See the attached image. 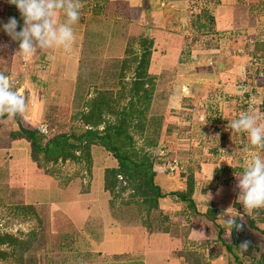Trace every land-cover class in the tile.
I'll use <instances>...</instances> for the list:
<instances>
[{
    "label": "rangeland",
    "instance_id": "1",
    "mask_svg": "<svg viewBox=\"0 0 264 264\" xmlns=\"http://www.w3.org/2000/svg\"><path fill=\"white\" fill-rule=\"evenodd\" d=\"M220 1L139 0L137 7L124 10L127 17L124 22L126 32L138 34L144 24L148 28L142 31L143 36L158 35V39L166 38L169 43V46L152 45L154 50L151 58L152 54L154 59L157 58V66L153 64L149 70L162 73L161 78H155L156 91L151 103V111L161 114L162 117L156 144L144 145L142 136L137 134L134 135V143L137 147L142 146L147 154L160 162V171L156 174L155 181L163 191L183 188L186 176L181 172L186 174L191 171L196 175V188L192 194L196 206L205 209L220 201L223 210L216 212L215 221L226 232H232V229L221 223L224 211L227 209L234 215L239 212L243 219L237 220L246 226L255 242L260 245V250H264V224L251 227L247 222L249 219L255 221L259 213L256 210L245 213L242 204L237 201L236 192L239 190L236 189L238 191L233 195L223 189L219 191L223 185L213 182L210 166L204 169V163L210 158L205 152L221 129L231 139H235L238 147L231 151L242 157V171L248 163L245 160L251 159L250 153L261 152L248 143L247 135L243 140L238 134L232 133L228 129V123L243 112L252 111L260 115L263 112L260 108L262 101L259 102V98L256 100L255 94H251V97L244 96V92L250 94L252 90H256L264 97V0L223 2L224 5L231 4V8L235 5L246 8L248 17L253 21V26H256L253 32L248 33L245 27H233L229 32L224 29L223 33L217 31L219 35L214 38L208 33L200 34L193 30L190 22L196 18V13L201 12L203 6L210 10L214 30L213 14L217 5L222 2ZM124 14L122 13V17ZM156 16L158 19L154 24L152 18ZM165 31H168L167 35H162ZM95 43L100 47V40ZM132 47L137 49L136 41L132 43ZM114 55L115 52H109L104 57L102 52L96 56L97 81L94 82L95 86L93 83L89 85L85 98L93 94L94 87L100 88V81L106 77L100 75L114 70L111 65H104V59H113L114 57H110ZM123 57L124 53L121 59ZM127 64L128 67L123 69V77L120 79L128 83L134 63ZM11 80L15 85L17 76H13ZM114 80L105 84L115 93L119 83L116 78ZM211 80L216 82L211 83ZM227 81H232L233 86L230 87ZM20 92L26 98L28 108L32 102L31 93L24 88ZM71 92L69 83L60 82L53 87L51 85L44 92L41 106L45 102L55 103V110L49 113L55 112L60 120L67 121L72 107ZM39 100L40 98L36 99L37 102ZM42 108L43 112L45 106ZM42 112L38 122L30 125L28 121L27 125L41 128L45 132L46 123L43 122ZM27 118L38 119L36 116L32 117L28 109L20 116L22 124L26 123ZM261 122L264 123V120ZM11 128H17L16 124L4 123L0 126V231L23 240L28 237L29 232L33 231V234L22 254V261H16L19 257L13 255L1 258L0 264H159L161 258L169 257L168 251H174L171 253L174 258L176 255L185 256L182 252L185 246L178 247L172 238L182 239L186 234L183 226L191 221L193 227L198 228L203 236L208 234V237L213 236L211 241H217V227L213 222L202 217L198 210L189 218L184 216L180 213L181 205L168 195L159 199L158 209L154 213L159 218L165 217L160 228L167 227V232H148L145 227L148 219L136 201L139 200L138 197L129 195V187L115 196L113 194H116L117 189L113 194L103 189L104 168L115 166V160L99 146L91 147L89 165L84 161L58 160L56 163L47 162L36 167L29 158L27 143L9 136ZM229 144L230 141L227 146ZM229 160L235 161L234 156ZM222 162L225 163V160ZM198 167H201L200 170ZM228 181L235 190L236 177ZM202 188H205L204 193ZM28 203L45 205L40 209L36 207L35 213L21 208L14 209V206ZM152 222L155 224L152 227H156L155 219ZM63 234L72 235L62 239ZM227 236L228 233L222 238L227 239ZM206 245L209 244L205 241L200 243L202 254L207 255L205 259L200 258L201 264H208L215 258V264H221L222 255L225 253L217 255L220 253L217 245ZM0 248L10 249L5 245ZM44 251L47 253L46 257ZM247 253L259 259L262 252L247 249ZM29 258L35 259V262H29ZM188 262L192 264L190 260ZM225 264H241V261L236 263L228 257Z\"/></svg>",
    "mask_w": 264,
    "mask_h": 264
},
{
    "label": "trees",
    "instance_id": "2",
    "mask_svg": "<svg viewBox=\"0 0 264 264\" xmlns=\"http://www.w3.org/2000/svg\"><path fill=\"white\" fill-rule=\"evenodd\" d=\"M108 2V0H81L83 7L80 13H85L87 16L86 25L88 27H86L84 33L89 41L85 40L84 35L78 59V73L75 81L71 83L72 107L68 114V120L72 123H68V120H60V116L55 112L49 113V111L55 110V103L45 102V108L42 112L43 122L46 123L45 132L38 127L28 126L27 123L22 124L20 116H17L13 118L17 128L10 130L9 136L11 139H21L27 143L29 158L35 163L36 167H41L42 163H56L58 160L84 161L89 165L91 147L99 146L115 160V166L104 168L103 189L112 194L117 189L116 194H113L115 196L126 187H129L131 190L129 195L138 197L139 200L136 201L141 205V211L148 219L145 224L147 231L166 233L167 227L160 228L161 221L165 217L163 219L162 217L159 218V215H154L158 209L159 199L165 195L170 196L181 205L180 213L189 218L197 213L196 203L192 198L196 182L195 175L191 171L189 173L185 172L186 174L181 172L182 175L186 176L185 186L181 189L164 192L155 181V176L160 171V162L155 161L152 156L147 154L142 146L137 147L134 143V135L137 134L142 136L144 145H154L160 132L161 114L151 111L152 97L156 91L155 78L157 77L155 73L149 70L153 51L152 38L143 36L142 33L127 35L124 29L121 31L122 33H118V29L114 30L113 28V33H116L115 48L124 40L125 45L122 52L124 57L121 59V57L117 58L114 55L110 57H114V60L104 59V65H111L114 70L106 72L108 74L100 75V77L106 75V80L104 78L100 81V88L94 87L93 94L85 98L89 91V85L93 83V86H95L94 82L97 81L96 76L98 73L96 72L95 62L96 56L100 55V47L96 46L95 42L104 39V36L100 37V34L90 33L89 29L93 27L98 29L97 27L102 25V20L106 21L104 17L106 11L104 9ZM200 11L196 13V18L190 22L191 27L200 34L208 33L216 38V35L219 34L212 28L213 17L210 10L207 6H203ZM105 26L107 28L109 25L106 24ZM134 41L138 44L137 49L132 47ZM215 43L214 41V47ZM206 47L209 48L207 45ZM128 62L134 63V65L132 75L127 83L120 78L123 77V69L128 67ZM40 65L46 67L47 63L42 62ZM115 78L119 83V88L114 93L112 88L106 86L105 82ZM260 108L264 111V99L260 104ZM165 129L167 131L168 126ZM221 130L213 138V144L208 146L205 154L210 155V158L207 159L213 160L215 163L211 175L213 182L224 185L230 178H235L236 175L243 173L240 167L244 164L241 163L242 160L239 158L237 160L236 154L232 153V145L227 146L224 143L228 140L235 144V139H231L228 133ZM227 151H230V153L227 154ZM232 155L234 158L236 157V161L229 160ZM201 159L203 160V158ZM222 160H225V163ZM200 168L198 167L199 170ZM122 181L124 184L121 185ZM204 192L205 188H202V193ZM43 205L45 204H20L14 206V209L19 208L20 210L21 208L30 213H35V208L40 209ZM216 212L217 210L208 205L203 216L217 227V237L220 239V234L223 232H221L222 227L215 221L217 219ZM153 219L156 221V227H152L155 226V224H152ZM259 220V222L264 221V216H260ZM191 222L183 226L184 233L188 232L192 225ZM248 222V225L255 227L252 219H249ZM32 234L33 231L29 232L28 237L23 240L10 233L0 231V246L5 245L10 248L9 250L0 248V259L17 255L19 259L16 261H22V254L28 247ZM70 235L63 234L61 236L64 239L65 236L68 238ZM205 240L207 241V236ZM221 240L224 241L223 245L227 258L229 257L231 261L240 263L239 254L243 257L249 256L247 252H242L243 250L234 243L231 231H228L227 239L224 237ZM46 256L47 253L44 251V257ZM29 259L31 263L35 262V259ZM198 260L201 263V260ZM256 260L257 262L249 258L247 264H264V253Z\"/></svg>",
    "mask_w": 264,
    "mask_h": 264
},
{
    "label": "crops",
    "instance_id": "3",
    "mask_svg": "<svg viewBox=\"0 0 264 264\" xmlns=\"http://www.w3.org/2000/svg\"><path fill=\"white\" fill-rule=\"evenodd\" d=\"M108 1L109 2L106 5V8L104 9L106 11V15L104 16L106 18V21L102 20V25L100 27H97L98 29H95V27H93V28H90L89 30H90V33H93L94 35L100 34V37L104 36L103 37L104 39L100 40V55L103 52V56L107 57L106 53H109V52L114 53L115 52L116 57L118 58V57L122 56V52H123V48H124L125 44H124V40H123L118 44V47L115 48L114 44H115V39H116V36H115L116 33H113L114 32L113 28H114V30L118 29V31H117L118 33H122L121 31H123V29L126 31L124 22L127 21V17L124 14V10L125 9L129 10L131 8L137 7L139 0H108ZM221 1H220L221 3L219 5H217V7H216V12L213 14L214 15V25H215L214 30L223 33L222 29L228 30V32H229V30L233 27H235V28L245 27L246 30L248 31V33H250L256 29L255 28L256 26H253V24H252L253 21H251L250 18L248 17L246 8H244L243 6H240V5H235L231 8V4L228 5V3H227L224 5L223 2H225V0H221ZM244 12H245V14H244ZM122 13L124 14V17H122ZM10 17H15L17 19V21H18V29L17 30H20V27L23 26V19L20 15L18 9L15 7V5L9 4L8 0H0V72H3L5 75L9 76L10 79H12L13 76H17V80H15L16 84L14 85V88L19 90V91L21 88H24L31 93L30 98L32 99L33 103L30 102L29 107L27 109L29 110V112L32 113V117H34V118H35V116L38 117V119L35 118L34 120H30L28 118L25 119L26 123H28V121H29V124L31 125L32 123H35L36 121L38 122L40 120V114H41L42 109H43L42 108L43 105L41 106V101L43 100L42 97H45L44 92L46 90L48 91L50 89V86L52 85V87H53V85L56 83L64 82V83L71 84L75 81L76 75L78 73L79 53H80V50L82 48V40L84 39V35H85V40L88 39V38L86 39V34L84 33L86 27H88L86 25V17L87 16L85 13H80L79 21L75 25H73L74 34H75V43L73 44L72 50L70 53H65L62 49H50V50L41 52V53L33 56L27 62L18 53H16V51L18 49V42L11 40V38L3 31L2 25L4 23H6ZM59 18L61 20H63L62 13L60 14ZM157 19H158L157 16H156V18H152V20H154V22H153L154 24H155ZM223 19H224V21L222 22ZM106 24L109 25L107 28L105 26ZM147 28H148V26L143 24L142 31L147 30ZM142 31H140L139 33H143ZM167 32L168 31H165L163 34L162 33H159V34H162V35L166 34L167 35ZM126 33H127V35H137L134 33H128V32H126ZM169 33L172 36L174 35L171 32H169ZM226 33H227V31H226ZM157 36L153 37L150 35L147 37L152 38L154 46H157V44H159L161 46H163V45L169 46V43L166 42L167 41L166 38L158 39ZM4 45H6V47H4ZM156 59L153 58V54H152L150 68L153 64L157 66V60ZM42 62L47 63L46 67L42 68V65H40ZM262 68L264 69V66ZM155 74H156L157 78L158 77L161 78L162 73L158 72ZM231 78L232 77H229V79H231ZM160 81H162V79H160ZM213 81H215V80H211V83H214ZM227 82L230 84L229 85L230 87L233 86L232 81H227ZM251 94H253V95L255 94V96H256L255 98H256V100H258V98H259V102H261L264 99V97H262V95H261V92H259V91L256 92V90H252L250 94H247V92H244V96L249 95L251 97ZM35 96H38V97H35ZM37 98H40L39 102L36 101ZM34 99H35V101H34ZM33 105H34V107H32ZM21 122L23 123L22 120H21ZM4 123H9V125L15 124L13 118H8L7 116H5L3 119H0V126ZM11 130H12V128H11ZM228 142L229 141L226 140L224 143L227 145ZM230 143L231 144H229V145H232L233 148L237 146V145H235L236 142H235V144L232 142H230ZM260 155L264 156V151H261ZM237 157L241 160V157L239 155H237ZM238 158H237V160H238ZM234 159L236 161V157ZM214 164L215 163L213 160H208L205 163L204 169L205 168L207 169L208 166H210V171H211L210 175H212ZM195 178H196V175H195ZM230 180H231V178H230ZM222 189H223V191L227 192L228 194L232 193V195L235 193V191H238V190H236L237 188H235V190L232 188V184L229 181H227L226 184L223 185V188L220 187L218 190L222 191ZM164 192H167V191H164ZM237 193L238 192H236V194ZM210 207L214 208L218 212H222V210H223L222 206L220 204V201H218L217 204H213ZM196 210L200 211V213H202L201 216L204 217L203 213L206 211V208L204 209L202 207L196 206ZM256 211L259 214L257 216V219L254 221V223H255L254 225L257 226L260 224H264V221L259 222L260 221L259 217L264 216V213H263L264 209H257ZM204 227L206 228V226H204ZM247 227H248V225H247ZM248 228H250V227H248ZM226 231L222 228L221 232H223V233L220 234V236H221L220 239L218 237H216L217 241H215V240L211 241L213 236L208 237V234H205L203 236V234H201V232L198 228H194L193 225H191L188 232L183 235L182 239H180L178 237H173V238L170 237V239L172 238L173 240H175V242H177L178 247H181L183 245V248H184V246H185V248L182 250V252L185 253V256H183V254L181 256L176 255V258H174L173 255H171V253L174 251H170V252L168 251L169 257L161 258V260L159 259L160 260L159 264H191L188 262V260H190V262H192V264H201V263H199L198 259H200V258L205 259V257H207V255L205 256V254L203 255L201 252L202 247L200 246V243H203L204 241H205V243L209 244V245H206L208 247H212V245H215V246L217 245V251L220 252V253H217V255L218 254L222 255L225 253L224 256L222 255V259H221V261H222L221 264H225V260L227 259V256H226L227 254H226L225 247L223 245L224 241H222L221 239H222L223 235L228 233ZM206 236L208 238L207 241H210V242H207L205 240ZM201 239H203L204 241H200ZM225 242H227V241H225ZM220 247H222V248H220ZM179 249H181V248H179ZM241 249L243 250V252H245V253L247 252V250L244 251L243 248H241ZM247 249H249V250L252 249L254 251H261L262 252L261 254L264 253V250H260L261 247L258 244V242L257 243L256 242H249ZM237 253H238V251H237ZM213 255L215 256V254H213ZM248 257L250 259H252L253 261L256 260L255 256L253 254H249ZM248 257H243L241 254H239V259L241 261V264H247V260L249 259ZM196 258H198V259H196ZM215 259H213V260H215ZM223 259H225V260L223 261ZM206 260H208V258H206ZM213 260L210 261V263H208V264H215V261H213Z\"/></svg>",
    "mask_w": 264,
    "mask_h": 264
},
{
    "label": "clouds",
    "instance_id": "4",
    "mask_svg": "<svg viewBox=\"0 0 264 264\" xmlns=\"http://www.w3.org/2000/svg\"><path fill=\"white\" fill-rule=\"evenodd\" d=\"M8 3L18 9L23 19V26L17 30V19L10 17L2 28L11 40L18 42L16 53L25 61L50 49L71 52L75 43L73 25L79 21L80 10L83 7L81 0H8ZM61 13L63 20L59 18ZM26 110V98L14 88L9 76L0 72V119L5 116L22 117ZM262 120L264 117L259 113L243 112L238 118L229 121L228 129L232 133H245L251 146L264 151ZM250 157L243 173L236 176L235 185L239 190L237 201L242 204L245 213L264 209V156L259 152H253L250 153ZM237 218L242 220L243 216L239 212L234 215L226 209L224 216L221 217V223L228 229L239 228L241 225L237 224ZM241 247L245 250L247 242Z\"/></svg>",
    "mask_w": 264,
    "mask_h": 264
},
{
    "label": "water",
    "instance_id": "5",
    "mask_svg": "<svg viewBox=\"0 0 264 264\" xmlns=\"http://www.w3.org/2000/svg\"><path fill=\"white\" fill-rule=\"evenodd\" d=\"M41 130V128H40ZM237 224L241 225V227L237 228V227H233L232 229V237L234 240V243L238 246L241 247L242 244H244L245 242H247V247L244 251L247 250L248 248V244H249V240L248 237L245 236L246 232H247V228L244 227V225L242 224V222H240V220H237Z\"/></svg>",
    "mask_w": 264,
    "mask_h": 264
},
{
    "label": "built area",
    "instance_id": "6",
    "mask_svg": "<svg viewBox=\"0 0 264 264\" xmlns=\"http://www.w3.org/2000/svg\"><path fill=\"white\" fill-rule=\"evenodd\" d=\"M42 68H43V66H42ZM261 116L264 117V111L261 112ZM236 134H238V135L241 137V139H243V140L246 139V134H245V133H236ZM221 151H222V150H221ZM229 153H230V151H227V154H229ZM241 159H242V158H241ZM245 161L249 162V160H245Z\"/></svg>",
    "mask_w": 264,
    "mask_h": 264
},
{
    "label": "flooded vegetation",
    "instance_id": "7",
    "mask_svg": "<svg viewBox=\"0 0 264 264\" xmlns=\"http://www.w3.org/2000/svg\"><path fill=\"white\" fill-rule=\"evenodd\" d=\"M245 236L248 237L249 242H255V240L253 239V236L250 234V232L247 230Z\"/></svg>",
    "mask_w": 264,
    "mask_h": 264
}]
</instances>
